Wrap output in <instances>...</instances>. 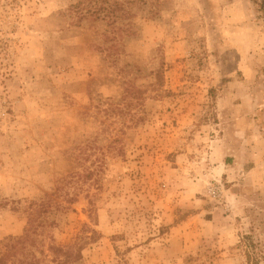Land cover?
Masks as SVG:
<instances>
[{"label":"rangeland","instance_id":"1","mask_svg":"<svg viewBox=\"0 0 264 264\" xmlns=\"http://www.w3.org/2000/svg\"><path fill=\"white\" fill-rule=\"evenodd\" d=\"M260 4L0 0V256L264 264Z\"/></svg>","mask_w":264,"mask_h":264},{"label":"trees","instance_id":"2","mask_svg":"<svg viewBox=\"0 0 264 264\" xmlns=\"http://www.w3.org/2000/svg\"><path fill=\"white\" fill-rule=\"evenodd\" d=\"M260 1V10L264 13V0ZM30 233V230H27L24 236L16 239L9 238L11 240L10 243L7 242L9 244L5 247L6 254L0 256V264H36L38 262V259H36L35 255L29 250L19 252L20 256L14 252L18 246L20 249H26L24 244L29 240ZM30 244L36 246L35 240L30 239ZM49 251L53 254L54 260H59V264H72L74 260L78 261L82 258L80 247L74 249L71 247H57L52 245L49 247Z\"/></svg>","mask_w":264,"mask_h":264}]
</instances>
